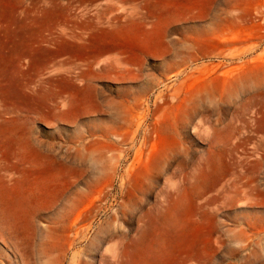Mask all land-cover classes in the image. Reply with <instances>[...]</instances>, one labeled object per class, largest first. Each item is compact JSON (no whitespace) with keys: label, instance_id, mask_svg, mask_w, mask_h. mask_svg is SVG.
<instances>
[{"label":"rangeland","instance_id":"obj_1","mask_svg":"<svg viewBox=\"0 0 264 264\" xmlns=\"http://www.w3.org/2000/svg\"><path fill=\"white\" fill-rule=\"evenodd\" d=\"M150 40L189 48L183 61L164 47L144 60L128 53L132 70L116 80L115 49ZM263 63L264 0H0V191L54 205L43 212L54 223L82 213L83 237L57 245L55 257L45 233L54 224L40 220L45 231L26 264H108L114 245L137 261L134 243L157 219L161 231L148 239L174 252L159 264L197 254L193 264H264ZM100 93L115 113L97 112ZM161 93L179 97L168 95L167 123L150 118L155 130L138 158L142 134L122 143L127 107L145 96L138 113L153 109ZM253 174L262 193L235 200L236 176L245 184ZM1 233L0 264H21Z\"/></svg>","mask_w":264,"mask_h":264},{"label":"bare ground","instance_id":"obj_2","mask_svg":"<svg viewBox=\"0 0 264 264\" xmlns=\"http://www.w3.org/2000/svg\"><path fill=\"white\" fill-rule=\"evenodd\" d=\"M218 3H216L215 6H218L219 5ZM222 3H226V2L222 1L221 4ZM226 6L229 7V4L226 3ZM230 12H232V11H230ZM232 14H233V12H232ZM162 47L165 48V55H167L168 57H171V58H173L175 60L176 59H180L182 61H183L182 55L184 54V51H186L189 48V47L188 48L184 47V49H180L179 50L177 43H174V42H170V43L156 42V41L150 40V41H147V42H141V43H137V44L121 45V46H119L118 48L115 49L117 52H116V54L114 56V59L111 60L112 61L111 63H110V60H109V62L106 61L105 59H103V60H105L106 62L110 63V65L112 66V68H113L112 70L116 74V78H115L116 80H124V79H127V75H125V74L131 72V70H132V66L127 61V54L128 53L136 54L138 57H140L142 60H144L149 55H151L152 52H156L157 50H160ZM182 48H183V46H182ZM111 57L113 58V56H111ZM99 63H101V62H99ZM108 63H106V64H108ZM98 64H97V66H98ZM179 65H180L179 62L175 61L174 66H179ZM137 68L138 69H136L137 70L136 77L138 78V77L143 76L144 69H143V66H139V65H138ZM107 70H109V69L107 68L106 71ZM112 74L113 73H111V75ZM130 79H131V77H130ZM150 86H152V85H150ZM182 86H184V85H182ZM146 92L149 93L150 89L147 90ZM168 95H170V93H168ZM168 95H166V94L163 95L162 93L159 94L157 96V99H156V102L154 104L153 109L148 107V109L146 111H144L143 113L142 112L138 113V111L143 108L145 103L149 102V99H147L145 96L140 98V99H137L135 101V103H134V107H127V109H128L127 113L124 116L123 123L121 124L122 128H126V133L123 135L124 138L122 139V143H125L130 138V136L132 137V139H134L133 137H136V136H139L140 134H142L143 137H144V141H143L142 149L140 150L139 157L137 156L138 158H141V155L143 154L144 148H145L147 142H149L150 136L154 132L153 130H155V129H151L150 128V124H149L150 118H154L155 119V117H156V119L154 121V126L155 127L162 126L163 124L167 123V121L169 120L168 117H167V113H166L167 108L164 106V105L168 104ZM174 95L173 94L170 95V97H171L170 99L171 100L172 99L174 100V98L176 99V98L179 97L178 95H177L178 97H176V95L175 96ZM184 99H185V97H184ZM173 102H175V101H172V103ZM111 103H112V101L108 99V96L106 94L100 93L99 98L97 100V105H96L97 112L98 113L112 114V110L114 112L115 108L113 109L111 107ZM63 104H66V103H63ZM65 106H67V104ZM1 117H2V111H1V105H0V119H1ZM187 123H188V121H187ZM180 127H182V126L180 124H178V122L177 123L173 122L171 124V129L175 133L179 132ZM1 128H2V123L0 122V129ZM120 139H121V137H120ZM38 140L41 141V139H38ZM8 142L10 143V145L13 148H14V146L18 145L17 141L14 138L13 139H9ZM122 143L118 142L116 144H117V146H119V145H122ZM3 145H4L3 144V139L0 138V149L3 147ZM38 148H40V147H38ZM42 148H43V146H42ZM50 148H52V147H50ZM116 148L117 147L114 146V149H116ZM120 151L123 152L122 150H120ZM141 152H142V154H141ZM178 152H179V155L182 154L184 156V154H185V156H186V154H188V152H189V149L187 147H183L181 149V151L179 150ZM138 153H139V150H138ZM53 155H56V154H53ZM187 159H188V157H187ZM136 161H139V160L136 159ZM138 165H140V164H138ZM59 173H61V172H59ZM36 178H37V176H36ZM241 180H242L241 175L240 176H236V183H234V188H235L234 191H236L235 192L236 193L235 200L237 199V201H239V200H241L243 198L246 199V200H250V198H255L256 196H258L259 194L262 193L260 180H258V176H256L255 174H253L251 177H248V182L245 183V184L241 183ZM226 192H228V190L222 189V191L220 192L221 193L220 196L223 195ZM77 193H79V192H77ZM49 194H51V193H49ZM63 194H64V192H63ZM220 196L215 200V202H218L220 200ZM39 199H40V197H39ZM58 199H60V198H58ZM53 206L54 205H51L50 203H34L33 201H31V200H29V199H27L25 197H23V198L22 197H18L15 200H13L11 198H5L3 196V194H2V192L0 191V230L2 231L1 238L3 239V241L8 243L9 247H12L16 251V253L20 254L21 264H26V258H30L31 254H32V252H30V254H29L28 249L34 245V243L37 241V239L40 236H42V230L45 231L44 228L39 226L40 220H43L44 218L47 219V220H50L49 217H47V214L45 215L43 212L51 210ZM75 211H76V209L74 210V212ZM144 211L141 210V211H139V213L143 214ZM212 211H214V210L212 209ZM133 213L134 212L132 211V214ZM211 213H213V217L214 218H216V216L218 215L217 212H211ZM79 214H82V213L80 212ZM79 214L77 213L78 216L77 217L74 216L75 218L70 217L71 219L73 218V220H71V221H68L66 215H65L64 218L59 220L57 223H54V222H52L50 220V223L54 224V227L48 226V227L45 228L47 230V231H45V233H47L46 243H47L48 253H49L50 257L51 256L55 257V252L57 251L56 250L57 249V245H58V248H61V249L62 248L66 249V246L68 248L69 247L73 248L75 246V243L77 241H79L83 237L81 228L79 227L80 224L82 223V216L79 215ZM148 214H149V212L144 213V215H146V216ZM153 222H156L157 225L156 226H151V223L148 222L149 225H147L145 228L142 229V232H143L142 236L137 240L136 243H134V247H136L138 249V253H136V255H138L140 257V259H138L136 261L134 256H133V254L130 255V254H126V253L120 252L117 249L118 246L114 245V249L111 248V249H109L107 251L108 252L107 255L109 254L108 264H147L146 262H149V263H154V262L156 263L157 262L159 264V263L163 262L165 257L169 258L171 256V254L174 253L173 251H171V246L173 245V243L168 244V243L163 242V241H152L151 242L148 239V235L158 234L161 231V228L158 225V223L160 221L157 219V220H154ZM71 233H74L73 237L70 236ZM123 236H127V235L121 233V237H123ZM106 238L110 239V240H114V239L118 238V235L115 234V233H112V234L108 235V237H106ZM103 241H106V240H103ZM60 244L63 245V247H61V246L59 247ZM121 245H122V243L120 244V246ZM99 246H100V242L98 241V239L95 238L92 241V243L89 245V248H91V250H89V251L92 252V250L94 248H96V249L99 248L100 249ZM108 247L106 249H108ZM111 247H112V245H111ZM64 251L66 252V250H64ZM149 256H153L155 261L153 262V261L149 260L148 259ZM196 257H197V259H201L199 254H197L196 256L195 255H187L185 258H183L180 261L179 264H193V262L196 261ZM57 259L60 260L59 257H57ZM120 261H121V263H120ZM125 261H127L128 263H126ZM199 264H213V260L210 259V257H203V262L199 263Z\"/></svg>","mask_w":264,"mask_h":264}]
</instances>
